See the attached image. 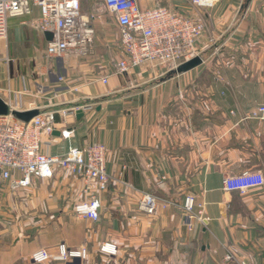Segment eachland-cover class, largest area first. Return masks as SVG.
<instances>
[{
    "label": "crops",
    "instance_id": "obj_1",
    "mask_svg": "<svg viewBox=\"0 0 264 264\" xmlns=\"http://www.w3.org/2000/svg\"><path fill=\"white\" fill-rule=\"evenodd\" d=\"M137 3L203 21L201 63L120 73V27L102 0H80L84 14L101 6L86 55L47 58L48 40L30 25L37 8L9 19L0 38L1 99L19 111L78 107L56 115L52 144L42 150L61 155L102 143L110 181L97 222L73 213L80 183L69 173L17 191L1 183L0 264H33L32 252H54L60 243L85 245L87 258L46 264H264V185L246 194L223 189L227 175L264 174V113L253 116L264 106V0H218L202 9L189 0ZM144 194L169 205L146 215L137 209ZM188 195L203 203L206 219L191 228L182 208ZM104 243L116 253L102 252Z\"/></svg>",
    "mask_w": 264,
    "mask_h": 264
},
{
    "label": "built area",
    "instance_id": "obj_2",
    "mask_svg": "<svg viewBox=\"0 0 264 264\" xmlns=\"http://www.w3.org/2000/svg\"><path fill=\"white\" fill-rule=\"evenodd\" d=\"M217 1L189 0L193 7L200 9L212 7ZM102 5L115 15L120 27L123 52L118 62L120 73L139 65L173 71L198 56L197 41L205 29L203 21L167 7L141 9L137 0H102ZM34 8L38 9L39 16L32 19L30 25L39 33H52L45 49L47 58L63 59L69 51L81 55L89 53L92 21L100 16L101 7L96 8L93 14H84L80 0H0V38L7 35L9 19L29 16ZM57 80L64 82V77L59 74ZM102 81L107 80L103 78ZM70 90L76 92L78 88ZM77 108L41 112L39 107L33 106L28 110L37 109L38 114L27 122L19 120L11 112L0 115V184L7 183L10 190L17 191L33 185L34 179H49L59 171L69 173L80 183L77 200L72 204L73 213L78 218L97 222L102 207L101 194L107 191L110 181L106 168V146L102 143L70 146L61 155L42 150L43 146L52 144L56 115L64 119L73 115ZM263 113L262 105L253 116L260 118ZM263 185L262 170L244 171L223 179L225 191L240 194L260 189ZM168 205L152 194H144L138 201L137 209L146 215H153ZM182 208L190 228L194 221H206L202 215L203 203L197 202L193 195L185 197ZM100 248L108 254L116 253V246L112 243H104ZM86 258L85 245L69 248L64 243L58 244L54 252L40 248L30 255L33 264ZM230 259L231 256H225L226 261Z\"/></svg>",
    "mask_w": 264,
    "mask_h": 264
},
{
    "label": "water",
    "instance_id": "obj_3",
    "mask_svg": "<svg viewBox=\"0 0 264 264\" xmlns=\"http://www.w3.org/2000/svg\"><path fill=\"white\" fill-rule=\"evenodd\" d=\"M46 39L50 41L52 39V33L51 32H45L44 33ZM201 63L200 57L196 56L193 59L183 63L179 68L178 71H187ZM8 112H11L16 118L22 121H29L31 118L36 116L38 114L37 109L27 110V111H18V110H10L7 106V104L1 99L0 97V115H6ZM82 115V112L78 110L76 112L77 119L80 118Z\"/></svg>",
    "mask_w": 264,
    "mask_h": 264
},
{
    "label": "rangeland",
    "instance_id": "obj_4",
    "mask_svg": "<svg viewBox=\"0 0 264 264\" xmlns=\"http://www.w3.org/2000/svg\"><path fill=\"white\" fill-rule=\"evenodd\" d=\"M98 7H101V6L98 4ZM98 7H97V8H98ZM95 11H96V8H95L94 12H95ZM94 12H93V13H94ZM100 12H101V11H100Z\"/></svg>",
    "mask_w": 264,
    "mask_h": 264
}]
</instances>
